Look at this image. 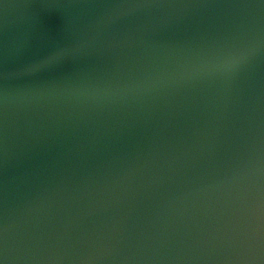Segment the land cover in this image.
<instances>
[{"label": "water", "instance_id": "obj_1", "mask_svg": "<svg viewBox=\"0 0 264 264\" xmlns=\"http://www.w3.org/2000/svg\"><path fill=\"white\" fill-rule=\"evenodd\" d=\"M0 264H264V0H0Z\"/></svg>", "mask_w": 264, "mask_h": 264}]
</instances>
